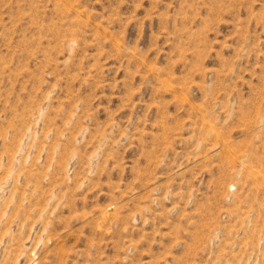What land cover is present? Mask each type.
<instances>
[{"label": "rangeland", "instance_id": "374dc122", "mask_svg": "<svg viewBox=\"0 0 264 264\" xmlns=\"http://www.w3.org/2000/svg\"><path fill=\"white\" fill-rule=\"evenodd\" d=\"M0 264H264V0H0Z\"/></svg>", "mask_w": 264, "mask_h": 264}]
</instances>
